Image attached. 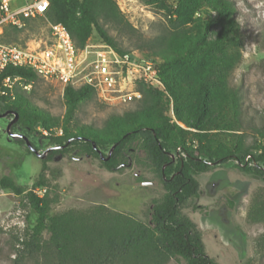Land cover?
<instances>
[{
  "label": "trees",
  "instance_id": "1",
  "mask_svg": "<svg viewBox=\"0 0 264 264\" xmlns=\"http://www.w3.org/2000/svg\"><path fill=\"white\" fill-rule=\"evenodd\" d=\"M207 9L215 12L213 20L202 16ZM174 11L175 18H169L172 31L163 44L149 55L141 53L160 60L157 72L162 87L140 83L141 99L136 107L122 114H111L105 128L91 125L72 128L75 109L91 100L95 93L89 86L66 85L61 133L46 135L53 148L42 158L41 172L32 184L37 188L46 186L43 174L46 162L56 155H64L72 147H77L78 155L99 158L101 166L108 171L119 170L126 164L125 153L139 148L158 172L165 189L162 198L151 207L150 222L102 204L50 215L51 201L46 190L39 196L17 183L10 174H2L0 188L24 200L36 213L35 224L20 241V257L38 264H167L170 260L219 264L206 254L199 230L181 213L180 206L198 196L195 175L207 171L212 164L235 159L242 171L264 175V133L259 131L260 139L250 147H243L240 139L229 146L214 147L206 135L211 130L231 131L243 123L240 94L224 81L241 43L232 1L176 0ZM39 18L62 23L78 48H83L95 31L99 41L119 53L126 51L105 26L128 24L115 0H50L44 16L26 18V21ZM215 24L219 29L210 37ZM21 30L6 27L3 39L23 44L17 40ZM194 66L198 68L193 79H184L181 69ZM8 74L20 75L27 82L38 77L25 68L7 67L0 72V82ZM159 90L171 101L174 120L154 109L153 94ZM209 94L214 95L219 108L212 117L207 115ZM0 105L18 114L17 125L27 137L38 126L48 128L43 113L30 109L27 99L19 93L13 98L0 94ZM112 146L110 155L104 159ZM251 149L255 153H250ZM246 155H250L248 161H245ZM16 164L13 162L11 167ZM249 218L264 221L263 204L254 203ZM44 232L48 233L47 238L43 237Z\"/></svg>",
  "mask_w": 264,
  "mask_h": 264
},
{
  "label": "rangeland",
  "instance_id": "2",
  "mask_svg": "<svg viewBox=\"0 0 264 264\" xmlns=\"http://www.w3.org/2000/svg\"><path fill=\"white\" fill-rule=\"evenodd\" d=\"M126 21L125 26L106 24L109 34L126 51L150 54L157 50L170 35L169 18H175L176 0H115ZM236 8L235 16L240 25V46L236 60L224 76L227 86L239 94L244 113L243 123L234 130H211L214 147L229 146L240 139L243 147H250L264 133V0H231ZM25 0H16L20 6ZM215 12L203 10L205 19H214ZM219 29L211 27L210 37ZM46 19H28L18 33L17 40H43L47 36ZM99 42L95 31L88 39ZM198 66L181 69L184 79H193ZM23 95L30 109L43 113L48 128L38 126L28 134L39 152L53 144L40 132L59 134L66 105L63 88L43 78L30 82L28 89H15L14 96ZM153 107L157 112L174 120L172 103L162 91L154 94ZM141 97L126 104H107L96 95L80 103L74 111L70 126L91 125L105 128L111 114L133 110ZM214 95L209 94L207 115L219 111ZM6 119L0 118V175L10 174L27 190L39 196L44 191L50 199L49 214L68 209L86 210L102 204L111 210L129 213L149 223L151 207L165 193L161 177L145 152L135 148L125 153V163L117 171H108L100 159L78 155L77 147L46 162L43 171L46 186L33 187V181L42 169V159L27 154L25 148L5 133ZM40 128V129H39ZM24 134L26 133L23 130ZM48 135V134H47ZM20 155L15 159L6 155ZM106 152V151H105ZM250 153H255L251 149ZM17 154V155H18ZM16 166L11 167L13 161ZM264 168V162L262 163ZM198 181V196L189 198L180 206L200 232L206 254L219 264H264V221H251L249 212L254 203L264 207V175L242 171L235 159L221 164H212L207 171L195 175ZM36 213L24 200L11 191L0 188V264H38L32 259L20 257V241L35 224ZM47 238L48 233L44 232ZM167 264H185L170 260Z\"/></svg>",
  "mask_w": 264,
  "mask_h": 264
},
{
  "label": "built area",
  "instance_id": "3",
  "mask_svg": "<svg viewBox=\"0 0 264 264\" xmlns=\"http://www.w3.org/2000/svg\"><path fill=\"white\" fill-rule=\"evenodd\" d=\"M49 3L50 0H25L16 6V0H0V72L7 67H21L62 88L89 86L102 102L114 105L139 99L140 83L162 87L157 72L158 58H148L135 51L119 53L103 41L88 40L83 48H78L60 22L47 20V36L43 40L19 44L3 39L6 27L23 29L26 18L44 16ZM29 87L30 82L22 76L8 74L0 82V94L13 98L15 89ZM40 132L48 134L45 129ZM249 159L250 155H246L245 161Z\"/></svg>",
  "mask_w": 264,
  "mask_h": 264
},
{
  "label": "flooded vegetation",
  "instance_id": "4",
  "mask_svg": "<svg viewBox=\"0 0 264 264\" xmlns=\"http://www.w3.org/2000/svg\"><path fill=\"white\" fill-rule=\"evenodd\" d=\"M0 118H5L6 119V125H5V133L9 136V137H11L14 141H16V143H17V145L18 146H22L23 148H27L31 153H32V155H34V156H36V154L34 153V152H32L31 151V148L29 147V146H27V144H26V140L24 139V138H22V137H12L8 132H7V130H6V128H7V125L9 124V123H11V125H10V131H11V133H15V134H22V135H25L24 134V132L23 131H21V129L19 128V126L17 125V122H18V119H19V117H18V114H17V116H16V113H14L11 109H9V108H6V107H4V106H1L0 105ZM26 136V135H25ZM27 137V136H26ZM28 138V137H27ZM22 141V142H21ZM31 143V145H32V147H34L35 149H37L36 148V146H34L35 144L34 143H32V142H30ZM34 144V145H33ZM38 150V149H37ZM18 153H17V151H14V153H13V155H10V154H7L6 156L8 157V158H11V159H15V157L16 156H19L20 155V153L17 155ZM16 161V160H15ZM15 161H13V162H15Z\"/></svg>",
  "mask_w": 264,
  "mask_h": 264
},
{
  "label": "water",
  "instance_id": "5",
  "mask_svg": "<svg viewBox=\"0 0 264 264\" xmlns=\"http://www.w3.org/2000/svg\"><path fill=\"white\" fill-rule=\"evenodd\" d=\"M16 116H17V113H16ZM11 123H12V122H11ZM11 123H9V124L7 125V128H6L7 132H8L12 137H22V138H24V139L26 140V144H27V146H29V147L31 148V151L34 152V153L36 154V156L39 157L40 159L44 158V157L46 156L47 152H48L50 149L53 148V147H48V148L45 149L43 152H39L37 149H35L34 147H32V145H31L29 139H28L25 135L11 133V131H10V125H11ZM58 148H61V146H59ZM112 149H113V146L110 148V150H109V152H108V155H107V157H105V158H104L103 155L99 152L100 157H101V158H104V159H107L108 156L110 155ZM59 157H61V155H58V157H55V158H59Z\"/></svg>",
  "mask_w": 264,
  "mask_h": 264
}]
</instances>
